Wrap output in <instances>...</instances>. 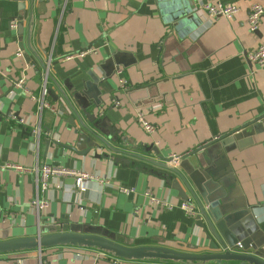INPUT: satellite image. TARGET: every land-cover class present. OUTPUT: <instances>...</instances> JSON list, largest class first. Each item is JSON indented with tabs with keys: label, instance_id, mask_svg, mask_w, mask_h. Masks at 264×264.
<instances>
[{
	"label": "crops",
	"instance_id": "1",
	"mask_svg": "<svg viewBox=\"0 0 264 264\" xmlns=\"http://www.w3.org/2000/svg\"><path fill=\"white\" fill-rule=\"evenodd\" d=\"M217 3L236 4L240 13L226 19L199 12L200 6ZM257 3L264 8V0H47L44 15L37 14L35 5L31 36L22 40L7 26V11L10 5L16 9V2L0 0V240L67 232L77 226L102 228L130 247L210 251L196 218L180 208L184 201L172 187L170 172L126 155H113L129 162L118 166L94 159L95 151L82 155L87 146H78L74 134L80 124L74 119L72 127L70 112L60 111L56 84L64 91L67 83L80 90L94 74L102 80V104L93 110L106 131L99 135L117 149L151 160L157 156L146 152L150 146L170 159L211 143L203 154L190 157V163L196 166L199 161L222 184L224 211L246 213L230 229L242 248L264 250V69L249 60L264 45V15L258 32L248 28L249 10ZM19 51L31 62L17 58ZM82 52L87 53L78 57ZM115 54L123 55L128 67H120L106 80L99 67ZM46 68L49 93L60 100L48 95L58 113L44 111L39 117L31 96L41 94ZM20 79L24 89L16 86ZM153 84H159L154 101L141 92L124 94ZM139 112L154 125L155 133L145 132ZM38 123L43 133H52L51 139L42 135L37 143L32 128ZM250 124L245 129L248 135L237 140L236 131ZM233 132L232 139L219 141ZM45 164L85 172L93 179L85 182L83 193L58 187L56 180L44 190L31 170ZM16 165L28 170L2 169ZM63 184L75 187V180L66 178ZM123 187L134 189V194H123ZM146 192L168 199L174 207L155 208L144 197ZM36 199L49 207L38 211L32 205ZM0 264L110 262L92 250L53 248L0 255Z\"/></svg>",
	"mask_w": 264,
	"mask_h": 264
},
{
	"label": "water",
	"instance_id": "2",
	"mask_svg": "<svg viewBox=\"0 0 264 264\" xmlns=\"http://www.w3.org/2000/svg\"><path fill=\"white\" fill-rule=\"evenodd\" d=\"M8 3L16 2V9L7 11L8 30L15 31L17 36L23 40L26 34L29 38L35 25V5H37V14L44 15L46 12L47 0H6ZM16 10L14 15V11ZM24 42L20 43V50H24ZM46 53V52H45ZM27 63L31 62L27 53L22 54ZM123 55L115 54L107 58L100 65L104 78L109 80L114 76L120 67H128L124 63ZM43 65V64H42ZM47 70V68H46ZM49 74V73H48ZM90 83H82V88L76 90L73 85H65L67 91L56 84L60 97L62 99L60 111L62 113L70 112L71 116L68 120L72 127H75L74 119L80 124L81 129H76L74 134L77 135V143L87 146L84 150V156L91 151H95L94 159L104 160L118 166V164H128L125 158L114 157L116 155H126L134 159H139L155 167L170 172L169 179L172 181V187L178 192L180 198L186 202L190 198L194 201L198 209L196 218V226L203 231L205 237L210 241L209 252L206 253H189L170 249L162 246H136L130 247L116 242L114 236H110L103 231L102 228L81 229L73 226L67 232H52L39 234L33 237L14 238L8 240H0V255H9L14 253L25 252H41L45 249L53 248H74L80 250H92L103 254L109 258L118 259L127 263L132 262H161L171 264H264V250H257L255 246H251L253 252H249L242 248L238 238L232 232L231 226L239 217L246 215L244 212L224 211L222 200L226 197V192L221 189V185L213 179V174L208 173L197 162L196 166L190 163V157L200 153L211 145L201 147L200 149L189 152L184 156H176L178 159H164L154 146L148 147L146 152L153 151L157 156V160H151L139 153H126L112 146L106 139L99 135L104 134L102 122L93 114L94 108L101 106L102 91L99 86L102 83L98 75H89ZM159 84L151 86H142L137 91H125V95H146L147 98L154 101L157 99V88ZM123 87L117 88L118 92ZM148 90L150 91L148 93ZM109 99L114 101L113 92H109ZM50 95V93H49ZM148 95V96H147ZM53 96L52 94L50 95ZM59 96H53V100L59 101ZM102 125V126H101ZM254 125V124H252ZM249 126L240 129L235 138L241 139L244 135H248L250 131H245ZM104 130V131H103ZM106 132V131H105ZM86 133L91 135L94 140H88ZM234 136L227 134L219 139L220 142L230 140ZM101 150V154H98ZM114 155V156H113ZM175 161V162H174ZM178 163L177 165L171 163ZM174 177L176 179H174ZM239 218V219H238Z\"/></svg>",
	"mask_w": 264,
	"mask_h": 264
},
{
	"label": "built area",
	"instance_id": "3",
	"mask_svg": "<svg viewBox=\"0 0 264 264\" xmlns=\"http://www.w3.org/2000/svg\"><path fill=\"white\" fill-rule=\"evenodd\" d=\"M86 2L90 1H98V0H83ZM206 12L212 17H222L226 19H232L235 15L240 13V7L237 6L236 4H223V3H217L215 5L212 4H204L199 7V12ZM264 15V8L260 4H254L251 6L249 10V16H248V28L251 33H256L259 30L260 27V22L261 19ZM87 52H82L78 54V57H82L86 54ZM17 58H22V52L19 51L17 53ZM249 60L253 64L257 65L259 68L264 69V45L260 46L257 48L252 54L249 55ZM52 62L51 60L48 61L47 68L49 69L51 66ZM24 80L20 79L17 81L16 86L20 87L21 89H24ZM48 95H49V89H48V70L46 71V74L44 76V84L42 86L41 94L38 97L31 96V98L37 102L38 105V116L41 117L42 113L44 111H49L52 114H57L58 109L57 106L48 101ZM11 119L14 121H18V123L22 125H27L25 124V121L22 119H17L15 116H12ZM138 122L141 124L142 128L145 130L146 133L152 134L155 133L156 128L152 123H150L143 112H139L137 115ZM32 132L34 133V136L38 141H40L41 136L45 135L49 137L50 139L51 134L50 132L46 131L43 133L41 125L38 123V125L33 126ZM173 159H178L176 156H173ZM175 162V161H174ZM14 169L18 172H24L28 169L24 168L23 166L16 165V166H6L2 167V169ZM35 176H36V182L37 184H40L44 190L48 188L49 181L50 180H56L58 182V187H63V188H69L70 191H73V189L77 188L80 192H84L85 189V182L88 180L93 179V175L85 173V172H79L76 170L72 169H67V168H62L59 166L55 165H42V166H36V168L31 170ZM66 178H74L75 180V187L72 186H67L63 184V180ZM62 182V184L60 183ZM120 191L123 194L126 195H131L134 194L135 190L132 188H121ZM144 197L149 201V203L154 206L155 208H160V209H172L173 203L170 202L168 199H160L156 198L152 192H146L144 194ZM33 207L36 208L38 211H43L46 210L49 205L48 202H42L36 199L32 203ZM180 208L190 217H196L198 215V211L195 207L194 202L189 199L186 202H183L180 206ZM110 262V264H123L124 261L118 260V259H113L105 256ZM127 263V262H126Z\"/></svg>",
	"mask_w": 264,
	"mask_h": 264
},
{
	"label": "rangeland",
	"instance_id": "4",
	"mask_svg": "<svg viewBox=\"0 0 264 264\" xmlns=\"http://www.w3.org/2000/svg\"><path fill=\"white\" fill-rule=\"evenodd\" d=\"M193 202V200H191Z\"/></svg>",
	"mask_w": 264,
	"mask_h": 264
}]
</instances>
